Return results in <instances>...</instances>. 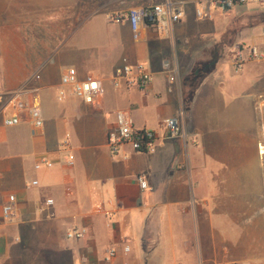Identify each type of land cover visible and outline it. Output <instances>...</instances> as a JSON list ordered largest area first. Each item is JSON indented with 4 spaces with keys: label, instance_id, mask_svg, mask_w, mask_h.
Instances as JSON below:
<instances>
[{
    "label": "crops",
    "instance_id": "obj_1",
    "mask_svg": "<svg viewBox=\"0 0 264 264\" xmlns=\"http://www.w3.org/2000/svg\"><path fill=\"white\" fill-rule=\"evenodd\" d=\"M198 1H178L186 17L168 37L149 29L136 42L127 25L112 27L86 6L78 13L76 0H0V98L36 99L45 121L35 129L25 113L8 128L2 116L0 264H264V63L237 73L240 45L231 40V24L254 9L199 20ZM263 41L242 28L245 53ZM125 60L147 65V90L113 86ZM68 67L103 81L100 105L60 100ZM181 110L187 141L110 153L119 113L162 134ZM67 137L73 166L64 162ZM41 157L55 165L36 168ZM12 194L17 215L6 222ZM73 229L86 236L69 239ZM111 249L117 256L107 260Z\"/></svg>",
    "mask_w": 264,
    "mask_h": 264
},
{
    "label": "built area",
    "instance_id": "obj_2",
    "mask_svg": "<svg viewBox=\"0 0 264 264\" xmlns=\"http://www.w3.org/2000/svg\"><path fill=\"white\" fill-rule=\"evenodd\" d=\"M259 4L264 5V0H199L196 7V17L199 20H210L213 18L216 9L228 12L238 6ZM184 2L164 0V2L152 5H143L122 9L109 15V19L116 23L127 25L130 28L133 40L142 41L149 29L156 31L160 37H168L171 29L180 23L185 17ZM264 62V41L261 46L248 48L247 53L238 50L233 59V66L237 73L244 70L247 62ZM167 69L171 68L169 63L165 64ZM153 82V76L144 63L131 64L127 60L117 67L112 76V84L118 90L138 89L147 90ZM59 98L62 101L69 97H75L87 105L97 106L101 103L103 94V81L93 75L84 79L79 77L75 67H68L62 75ZM7 98V99H6ZM3 107V123L8 128L17 127L22 123L23 114H27L35 129H42L45 121L40 104L36 99L28 102L21 98V95L14 94L6 97ZM3 102V98H0ZM184 111L181 110L177 117L165 119L163 122V133L160 134L149 128H137L132 119L119 113L117 116V127L108 135V147L113 156L121 154L125 147L136 153H153L157 147L170 139L188 140V134L184 131L181 119ZM71 139L67 137L62 143V151L66 152L64 162L67 166H73L75 155L71 152ZM260 148V153L263 151ZM128 158L127 155L124 157ZM55 163L46 157H41L36 168H52ZM141 189L148 188L147 181L138 177ZM34 185L37 182L33 183ZM53 200H48V206L53 205ZM2 215L6 222H12L17 215V197L9 195L6 203L2 207ZM112 217V214L108 215ZM71 240H81L86 236L85 230L73 229L67 234ZM129 247L125 248L128 252ZM117 256V251L111 249L107 260Z\"/></svg>",
    "mask_w": 264,
    "mask_h": 264
},
{
    "label": "rangeland",
    "instance_id": "obj_3",
    "mask_svg": "<svg viewBox=\"0 0 264 264\" xmlns=\"http://www.w3.org/2000/svg\"><path fill=\"white\" fill-rule=\"evenodd\" d=\"M163 1L164 0H76V4H77L78 13L81 12V9H84V7L86 6L87 14L88 12H91L94 16L102 15L112 27H115L118 26L119 23L110 20L109 19L110 14L122 9H129L132 7L143 6V5L158 4ZM178 1H184V0H178ZM185 1H189V0H185ZM191 1H195V0H191ZM249 9L251 10L254 9V10L251 12H248V10L240 12L237 19H235V21L231 24V26L233 27L231 29L234 34L231 40L239 44L240 45L239 50L242 51H244L247 48L246 44H242L241 42H239L240 36L242 34V28L248 27L249 29H253L255 30L256 35L258 34V36L264 37L263 35L264 6L259 4H250ZM216 11H218V9H216L215 12ZM210 36L211 39H214L213 34ZM256 63L262 64L264 62H256ZM3 107H4V100L2 103L0 102V124L2 123ZM196 232L198 233L197 227H196Z\"/></svg>",
    "mask_w": 264,
    "mask_h": 264
}]
</instances>
